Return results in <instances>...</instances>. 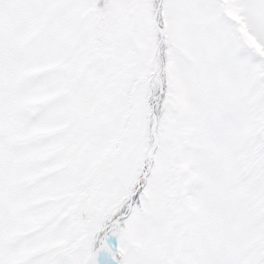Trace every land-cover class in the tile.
<instances>
[{
  "label": "snow or ice",
  "instance_id": "1",
  "mask_svg": "<svg viewBox=\"0 0 264 264\" xmlns=\"http://www.w3.org/2000/svg\"><path fill=\"white\" fill-rule=\"evenodd\" d=\"M0 264H264V0H0Z\"/></svg>",
  "mask_w": 264,
  "mask_h": 264
}]
</instances>
